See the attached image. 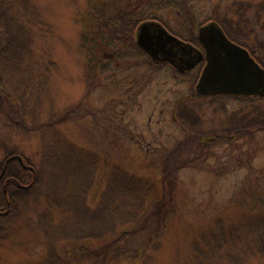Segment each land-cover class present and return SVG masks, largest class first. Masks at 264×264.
I'll return each instance as SVG.
<instances>
[{"label": "rangeland", "instance_id": "rangeland-1", "mask_svg": "<svg viewBox=\"0 0 264 264\" xmlns=\"http://www.w3.org/2000/svg\"><path fill=\"white\" fill-rule=\"evenodd\" d=\"M244 3L252 18L263 0H11V13L30 42L14 65L20 71L12 79L14 104L0 112V162L16 149L38 172V188L55 190L48 155L59 150L62 163L72 156L95 173L85 174L92 181L77 196L81 210L98 208L112 188L126 198L116 194L110 204L131 203L133 214L146 205L166 227L154 248L146 240L139 246L150 257L137 264H264V253H238L251 224L264 218V122H255L264 99L199 95V71L181 73L168 62H154L142 48L125 45L117 35L122 23L112 30L97 19L101 13L112 19L116 12L143 11L154 18L142 21L157 20L197 43L199 27L208 20L234 34L237 8ZM106 33L126 43L109 45ZM225 120L240 127L237 138L209 143L206 138ZM56 165L67 172L63 177L59 171L56 186L69 195V174L80 179V173ZM64 212L55 218L69 228L77 216ZM24 213L0 232V264H106L101 253L122 246L110 232H90L101 221L107 224L93 213V219L80 218L88 236L57 242L54 249L46 246L37 215L29 208ZM136 226L119 227L117 234ZM136 243L129 240L125 248L136 251Z\"/></svg>", "mask_w": 264, "mask_h": 264}, {"label": "trees", "instance_id": "trees-1", "mask_svg": "<svg viewBox=\"0 0 264 264\" xmlns=\"http://www.w3.org/2000/svg\"><path fill=\"white\" fill-rule=\"evenodd\" d=\"M10 1L11 0H0V112L4 104L7 103V105L9 106H12L14 104L16 96L14 95L13 91L15 89L12 85V79L13 76L16 77V73L20 72L14 65L17 64L18 59H21L22 54L26 52L27 43L30 42L28 36L23 30V27H18L22 25H18L16 18L11 13ZM247 7L248 6L244 3L242 7L237 8V27L232 28L234 34H231L224 26V23L219 21V24L224 28L227 34L233 38H238V36L248 37L251 33L250 18H248L245 14V10ZM124 11L127 12L126 10ZM116 13L119 17L116 16L112 19L101 13L97 19L98 23H103L99 25H101L102 27L107 26V28H112L113 30L117 27V24L119 22L120 24L122 23L121 27H119L120 29L117 35L122 39L127 40V44L125 45H133L135 48L141 50L136 45L134 39L136 31V28H134L135 21L137 23L146 18L154 17L145 16L146 13L143 11L139 12L140 14L135 11H131L127 14H124L123 12L121 13V15L120 12ZM133 15L134 18L132 20ZM99 32L100 35L103 34L100 30ZM106 37L107 40H103L106 41L109 45H113L116 42H123V44L126 43L123 40L116 39V37H111L109 33H106ZM132 40H134V42H131ZM103 61L105 62L107 60ZM192 120L195 121L193 117ZM21 126H24V124H22ZM55 151L56 152L53 155H48V158H53L54 160L51 168H55L56 172L53 176H51V183L55 186V190L41 189V191L39 189L40 187L38 188V182L40 184L41 182L39 181V174L37 175L38 172H36L35 168L34 169L36 172V177L34 182H31V170L23 167L17 159H13L7 163L3 174L4 176L0 180V232L3 231V228L8 225V223L9 225H11L13 224V221L15 219L24 216L26 214L24 212L29 208V210L33 211V213L37 215V227L42 230L43 237H46V246L53 245V248L55 249V245L57 242L70 239L79 240L80 238H84V236L86 235L88 236V233H85L87 232V227L81 226L80 218L85 215V220H87L88 218L93 219L94 216L92 215L94 213L96 218L99 216L100 219L105 218L107 224L102 223L101 221V228L98 227L95 230L90 229V232H92L95 237H102L110 232L111 234L116 235L115 242H119L120 245L122 244V246L120 247L116 246V244L114 247L113 245H111L109 246L110 248H108L111 252L105 250L101 253L106 264H111L110 260L112 261L115 259H120L125 264H137L139 261L143 262V260H145L146 262L150 257V252H147L148 248L139 246H142L143 242L146 240V244H148L149 247L153 242L152 248H154L157 244L156 242L160 241L163 235L166 227L165 221L163 219H158L157 215L154 216V213L149 210L146 205L142 206L140 210H136L135 214H133V212L129 211V206L131 205V203H123L115 201L114 199L110 204V201L114 196H116V194L119 195L118 197L120 199L126 198L125 192L119 188H112L110 189V194L103 195L101 199H105L107 201L101 205H98V208H93V212L90 211L91 207H89L88 205L86 207L83 206V209L81 210V207L77 205V198L84 189L88 188L92 181L90 175L86 177L85 174L90 173L91 176H94L95 173L92 174L93 171L90 167H88L84 162L75 160L72 156L68 159L69 165L67 164V162L66 164L64 162L62 163L63 158L62 156H59V150ZM12 154H19L22 157L23 162L29 165V161L14 148L6 154L4 159ZM3 161L0 162V169ZM56 164H62L63 167L68 166L69 172L77 171L78 173H80V179L77 174H69V176L72 175V178L67 180L69 181L68 187L71 188V190H68V193H70L69 195H64L65 192L63 191V187L59 189L56 186L58 185V182H60L59 171L63 173V177L65 176L64 173L67 174L66 171L58 168ZM7 178L8 181L5 185L3 184V180ZM63 180L65 181V179ZM31 200L33 202H30ZM40 206H43L44 209L41 211V213H37V207ZM63 210L65 212H73L72 214H76L75 216H77L75 218L76 221H74V224H72L69 228H61L66 227L67 224L63 223L62 226L57 224L58 220L55 218V214L57 213V211L63 212ZM123 216H126V218L124 219ZM128 217L130 218L129 220H127ZM254 221L255 223L251 224V226L247 230V236H244V238L242 239V241L247 242V245H242L241 249L238 251L241 257L246 256L248 249L251 250L250 252L253 254L264 253V218L262 217ZM66 222H68V220H66ZM76 223L77 227L73 226L76 225ZM128 225L137 226L131 233L123 232L120 235L117 234V229L119 227L124 228ZM153 228H155L156 231L155 229L153 230ZM97 230L98 235H95ZM100 230L107 231L99 232ZM155 233L156 236L154 237V240H156L152 241L153 234ZM90 235L92 237V234ZM128 236L129 239L126 238ZM129 240L130 242H138L136 243L139 244L136 248V251L125 248V246L127 245V241ZM218 245L222 244L219 243ZM218 245L215 246L218 247ZM231 253L228 252L226 256H228L232 261L237 262V260L235 259L237 255L235 254L234 256H232Z\"/></svg>", "mask_w": 264, "mask_h": 264}, {"label": "water", "instance_id": "water-1", "mask_svg": "<svg viewBox=\"0 0 264 264\" xmlns=\"http://www.w3.org/2000/svg\"><path fill=\"white\" fill-rule=\"evenodd\" d=\"M206 37L209 42H212L211 47H214L213 49L215 50V54L213 58L218 59L219 57L220 52H216L218 47L226 48L227 53L230 56L229 61L232 62H229V64L226 62L227 67L235 69L237 71V75L240 72H242V74L238 76L236 75L224 86H219L217 82L223 76L217 75V68L213 69L211 67H207L204 69L195 86L196 91L198 93H204L206 92L204 88L208 87V82H210V84L215 82L213 84L216 87V89H214L215 92L230 91L232 93L249 94L253 90L252 83L250 80H247L243 72L249 73V69H253L257 71L259 75H263L261 68L253 62L243 48L227 40L216 22L211 21L199 27L198 38L200 41L204 43V39ZM135 41L136 44L142 48L154 62H168L179 72L189 71L203 58L200 50L195 48L192 44L185 42L170 33L157 20H145L139 23L135 31ZM237 63H240V65ZM13 159H17L23 167L32 171V182H34L36 177L34 168L30 165H26L23 162L22 157L18 154L10 155L3 161L0 170V179L3 176L7 163Z\"/></svg>", "mask_w": 264, "mask_h": 264}, {"label": "flooded vegetation", "instance_id": "flooded-vegetation-1", "mask_svg": "<svg viewBox=\"0 0 264 264\" xmlns=\"http://www.w3.org/2000/svg\"><path fill=\"white\" fill-rule=\"evenodd\" d=\"M211 21L216 22L215 20H208L204 24L211 22ZM218 25L229 42L238 45L239 47L243 48L248 53L249 57L253 60V62L261 68V70L263 71L262 72L263 75H259L258 72L253 69H249L250 70L249 73L243 72L247 80H250V82L252 83L253 90L249 94L232 93L230 91L215 92L214 89H216V87L213 85L215 82L213 84H210V82H208V87L204 88L206 92L204 93L196 92V93L199 95L202 94L203 96H207V97L220 96L223 98H233V97L243 96V97L252 98L253 100H258V99L263 100L264 99V0H263V3H261V5H258V3L254 5V12H253L252 18L250 19L251 33L248 37L239 38L240 36H238V38L237 37L233 38L227 34V32L224 30V28L220 24ZM177 37L185 42L192 44L195 48H197L198 50L202 52L203 58L198 63H196L193 66V68H191L189 71L181 72V73H190V72H193L194 70L199 71L195 86L199 78L201 77L204 69H206L207 67L209 68L211 67L213 69L217 68L218 70L217 75L223 76L217 82L219 86H224L229 80H231L237 75V71L235 69H230L229 67H227V63L229 64L230 62L229 61L230 56L227 53L226 48L218 47L216 49V52H220L219 57L218 59H214L213 57L215 54V50L213 49L214 47H211L212 42H209L207 40V37L204 39L205 40L204 43L200 41L198 36L196 39L197 43H194L192 40H187L179 36ZM237 64L240 65V63H237ZM240 74H242V72H240L238 75ZM263 111L264 110L256 113L255 116L257 118L255 119V122L257 123L264 122V112ZM224 123L227 125L226 126L224 125L225 127L220 128L219 131H215L216 135H212L206 138V140H208L209 143L212 140L214 141L215 139H220L221 141L226 142L228 139L235 140L237 138V134L240 131V127H234L233 126L234 124H232L231 122H228V120H225ZM230 124L232 125L230 126ZM3 181H4L3 184L6 185L8 178Z\"/></svg>", "mask_w": 264, "mask_h": 264}]
</instances>
